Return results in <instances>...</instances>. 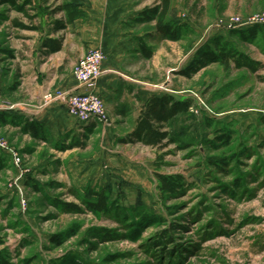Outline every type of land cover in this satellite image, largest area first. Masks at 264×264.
I'll return each instance as SVG.
<instances>
[{
  "label": "rangeland",
  "instance_id": "374dc122",
  "mask_svg": "<svg viewBox=\"0 0 264 264\" xmlns=\"http://www.w3.org/2000/svg\"><path fill=\"white\" fill-rule=\"evenodd\" d=\"M128 1L139 9L159 2ZM60 2L34 0L33 23L47 26ZM171 2L167 20L173 19L174 25L183 18L188 21L183 22L187 27L180 29L181 37L146 41L153 50L151 58L135 50L122 61L127 77L160 84L165 93L175 89L192 99L190 113L179 114L166 125L174 137L168 146L121 143L130 127L113 123L106 106V120L82 137V147L69 150L62 147L67 141L57 147L0 125V139L18 157L14 165L25 175V183L31 179L42 189L35 192L22 185L13 165L0 171V250L9 251L10 264L25 260L28 264H264V52L228 34L236 28L230 22L264 15V0ZM15 18L30 24L10 5L0 4V97L18 105L22 101L15 87L20 82L11 46L23 42L16 37L21 30L13 28ZM142 24L126 29L143 36L155 29L154 21ZM222 31L259 59L262 67L253 73L211 62L196 66L189 76L173 70L187 66L197 50ZM2 47L12 55L4 54ZM90 49L72 65V74ZM69 90H46L41 106L62 101L46 103L47 94ZM227 130L230 139L223 145L218 137ZM213 154L228 157V164L209 165L206 159ZM156 173L181 174L184 191L162 197ZM88 189H105L121 208L119 216L92 213L84 203ZM62 202L75 203L77 209ZM148 214L162 221H144L141 217ZM166 229L169 240L158 235ZM61 234L70 236L54 245L50 236Z\"/></svg>",
  "mask_w": 264,
  "mask_h": 264
},
{
  "label": "crops",
  "instance_id": "0c3cea01",
  "mask_svg": "<svg viewBox=\"0 0 264 264\" xmlns=\"http://www.w3.org/2000/svg\"><path fill=\"white\" fill-rule=\"evenodd\" d=\"M132 4L128 0H85L82 6L85 15L65 23L64 28L57 29L55 27L54 21L61 17V13L52 14L45 27L40 23H34L38 26L37 29L13 27L21 30L20 33H16V37L23 42L11 46L16 51L18 69L16 80L20 82L15 88L20 90L22 103L18 104L16 110L8 113L20 116L21 123L23 121L39 123L45 131L46 138L43 140L50 141L53 145H58L57 147L60 143L63 144L67 141V145L71 143L73 145L66 149L80 148L81 146L77 143H81L84 135L95 130L98 123L80 122L67 112L62 102H54L42 107L41 98L46 90L52 88L81 90L71 72L72 65L88 49L97 47L104 53L102 62L104 72L97 80L96 92L103 99L112 122L116 124L128 123L130 128L126 134L133 130L146 99L151 94L161 95L165 89L160 84L127 77L122 71L126 69L123 66V57L135 50L136 53H140L138 51L140 40L147 44L146 41L154 43L164 39L155 29L144 36L142 33H132L131 30L126 29L132 24H142L135 23L133 19L143 8H135ZM171 7H173V3L169 0V11ZM183 22L188 21L183 18L181 23ZM261 33L258 32L249 42L254 49L258 50V53L262 54L264 40ZM226 34L223 31L220 32V35L226 36ZM55 38L61 39V47L59 50L50 51L47 49L45 41ZM244 52L252 59L259 60L253 57L250 52ZM185 67L186 63L177 68L174 67L173 70L180 71ZM2 87L0 80V89ZM174 90L172 89L169 94L177 99L187 98V94L180 95ZM3 125L22 130V124L19 123ZM25 134L31 137L28 132ZM5 153L9 156L6 166L13 165L14 171L20 174L21 184H25V175L20 173L21 170L16 169L12 151L9 150ZM46 165L49 166V163ZM14 191L16 192V189Z\"/></svg>",
  "mask_w": 264,
  "mask_h": 264
},
{
  "label": "trees",
  "instance_id": "16d2710c",
  "mask_svg": "<svg viewBox=\"0 0 264 264\" xmlns=\"http://www.w3.org/2000/svg\"><path fill=\"white\" fill-rule=\"evenodd\" d=\"M45 2L46 0H41ZM85 0H61L53 10L52 14L61 13L59 19H55V27L57 29L64 28L65 23L83 17L85 12L82 9ZM34 0H0V4H8L27 18L30 24L24 23L22 20L15 18L12 20L13 27L21 29H37L38 26L33 22L37 18V13L34 11ZM33 13H30V12ZM169 13V0H160L152 6L144 7L141 12L133 19L135 23L155 22V30L158 31L163 38H171L177 40L181 37L180 29L187 27L184 23H177L174 25V20H167ZM264 24H253L245 28H235L228 30V34H235L239 39L249 41L252 40L258 32H261ZM47 49L50 51L59 50L61 47V39H46ZM1 51L11 56L12 51L8 48L2 47ZM138 51L144 58H151L153 54L152 47L140 40ZM211 62H219L225 68L231 66L236 69H247L251 72L258 71L262 64L252 59L247 53L242 51L234 44L229 37L223 35L213 36L207 43L197 50L195 59L180 72L183 75L189 76L196 66H206ZM192 107V99H177L172 94L162 93L161 95L151 94L144 104V107L137 119L136 126L124 138H120L122 143H142L146 146L163 148L174 141V137L169 135L166 130V125L177 115L190 113ZM18 115L9 114L6 111H0V125L6 123H19L21 129L34 139H45V131L39 123L33 121H23ZM207 125H211L208 118H204ZM231 132L223 131L218 140L227 145L230 139ZM82 147V143H77ZM58 146V145H57ZM63 148H71L72 145L62 146ZM228 157L221 155H210L206 161L209 165L221 167L228 164ZM9 156L7 153L0 151V171L8 164ZM157 189L162 197H169L184 191L186 183L184 177L179 174H163L156 173ZM30 185L35 192L42 191L41 187L33 180H28L25 183ZM109 193L105 189H88L87 199L84 200L87 208L94 214H114L119 216L121 208L115 202L110 201ZM62 205L70 210L77 209V205L72 202H62ZM169 212L171 207L167 206ZM116 213V214H115ZM141 218L146 219V222L162 221L157 217L148 214ZM130 220V218L128 219ZM172 228V227H171ZM170 229V228H169ZM160 230L158 235L162 239L169 240L168 234L170 230ZM69 234L51 235L50 241L56 246H60L69 237ZM161 244V242H157ZM10 253L7 249L0 250V264H10ZM28 264V260H25Z\"/></svg>",
  "mask_w": 264,
  "mask_h": 264
},
{
  "label": "built area",
  "instance_id": "2783aa9c",
  "mask_svg": "<svg viewBox=\"0 0 264 264\" xmlns=\"http://www.w3.org/2000/svg\"><path fill=\"white\" fill-rule=\"evenodd\" d=\"M230 24L228 25L229 27L236 28H245L253 24H264V15L256 16L250 20L230 22ZM103 59L104 54L99 48L90 49L77 61L73 70V76L81 90L70 89L66 92L49 93L44 96V102L62 100L61 102L65 105L67 112L82 123L104 122L107 116L105 104L96 92L97 78L103 73ZM17 107V104L7 103L0 97V111L11 112L16 110ZM9 150L5 142L0 139V151L7 152ZM13 160L16 163L18 161V157L14 153Z\"/></svg>",
  "mask_w": 264,
  "mask_h": 264
}]
</instances>
